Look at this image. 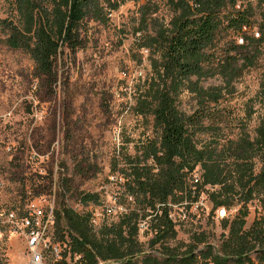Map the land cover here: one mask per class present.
I'll return each mask as SVG.
<instances>
[{"label": "trees", "instance_id": "trees-1", "mask_svg": "<svg viewBox=\"0 0 264 264\" xmlns=\"http://www.w3.org/2000/svg\"><path fill=\"white\" fill-rule=\"evenodd\" d=\"M125 1L137 0H10L13 16L3 21L8 31L5 43L28 55L37 77L51 86L60 50L75 53L83 48L80 33L86 20L104 23L106 13ZM168 5L172 13L168 24L144 38V45L158 58L151 62L153 75L135 107L136 114L152 117L156 135L120 172L126 178V193L140 212L132 210L112 223L104 218L94 227L92 213L101 205L98 196L84 194L81 203L90 205V210L78 213L59 202L60 179L54 189L55 237L80 254L82 264H264V213L248 228L245 221L251 201L257 199L264 211V122L253 138L243 130L236 139L224 141L220 125L226 114L219 108L233 95L238 78L259 63L264 0H168ZM214 77L220 85H201ZM183 92L196 100L190 114L177 107ZM199 135L208 139L198 142ZM195 172L213 207L239 206V216L221 221L227 234L218 247L201 233L194 234L182 251L168 245L178 227L167 219L165 204L178 200ZM51 191L50 184L35 195ZM139 215L148 218L153 234L147 250L138 240Z\"/></svg>", "mask_w": 264, "mask_h": 264}, {"label": "rangeland", "instance_id": "rangeland-1", "mask_svg": "<svg viewBox=\"0 0 264 264\" xmlns=\"http://www.w3.org/2000/svg\"><path fill=\"white\" fill-rule=\"evenodd\" d=\"M106 14L104 23L86 20L80 33L82 49L60 50L49 86L37 77L28 55L6 45L3 21L12 20L13 14L10 0H0V209L16 206L22 211L37 192H45L61 179L64 193H58L62 194L59 202L78 213L90 210V205L81 203L84 194H95L106 205L116 197L127 213L140 212L128 197L126 178L120 172L156 135L152 117L135 111L136 100L153 75L151 62L158 58L144 45V38L168 24L172 13L168 0H137L125 1ZM220 84L214 77L201 85ZM233 85V95L219 105L226 114L220 125L224 141L236 139L243 130L253 138L264 122V43L259 63ZM177 107L186 114L193 112V94H180ZM197 139L207 140L208 135ZM55 165L63 171L55 174ZM260 166L258 161L256 171ZM238 209H227V219L238 217ZM214 210L209 199L202 220L176 228V237L168 245L183 251L194 234L202 233L218 247L227 229L215 221ZM245 212L246 228L264 213L257 199L247 204ZM115 221L117 217H105L107 223ZM152 235L150 231L138 239L144 250ZM249 256L256 258L254 253ZM26 258L24 241L4 230L0 264H22Z\"/></svg>", "mask_w": 264, "mask_h": 264}, {"label": "built area", "instance_id": "built-area-1", "mask_svg": "<svg viewBox=\"0 0 264 264\" xmlns=\"http://www.w3.org/2000/svg\"><path fill=\"white\" fill-rule=\"evenodd\" d=\"M36 156L35 154L33 157ZM62 171L63 169L57 165L53 167L55 174ZM57 184V180L52 182L51 193L31 197L22 211L0 209V238H2V232L8 230L11 235H16L24 241L27 258L22 264H82L81 255L72 253L67 242L55 237L56 197L54 189ZM200 185V174L195 172L191 175L184 191L178 193V200L168 201L165 204L166 217L175 227L197 224L202 220L209 203V195L206 188ZM110 202V205L101 204L93 211L94 227H98L107 216L119 217L127 213L116 197L111 198ZM206 214L209 215V212ZM213 217L217 222L227 219V209L223 206L216 207ZM148 232L150 229L147 221L139 215V238H143Z\"/></svg>", "mask_w": 264, "mask_h": 264}, {"label": "water", "instance_id": "water-1", "mask_svg": "<svg viewBox=\"0 0 264 264\" xmlns=\"http://www.w3.org/2000/svg\"><path fill=\"white\" fill-rule=\"evenodd\" d=\"M101 264H108V263H101Z\"/></svg>", "mask_w": 264, "mask_h": 264}]
</instances>
